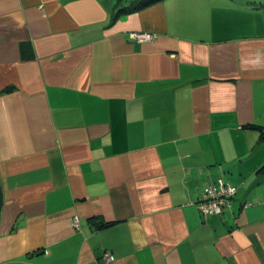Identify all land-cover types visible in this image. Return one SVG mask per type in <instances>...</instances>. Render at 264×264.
<instances>
[{
  "label": "crops",
  "instance_id": "obj_1",
  "mask_svg": "<svg viewBox=\"0 0 264 264\" xmlns=\"http://www.w3.org/2000/svg\"><path fill=\"white\" fill-rule=\"evenodd\" d=\"M113 3L0 0V264H264V0Z\"/></svg>",
  "mask_w": 264,
  "mask_h": 264
},
{
  "label": "built area",
  "instance_id": "obj_2",
  "mask_svg": "<svg viewBox=\"0 0 264 264\" xmlns=\"http://www.w3.org/2000/svg\"><path fill=\"white\" fill-rule=\"evenodd\" d=\"M128 36L130 40L138 43L152 41L155 38V34L148 31H131ZM236 192L237 187L230 181L218 178L216 181L208 182L202 188L199 198L195 201V205L203 219L206 220L209 216L219 214L224 208L229 207ZM71 223L74 228H78V216H73ZM102 259L105 263H109L114 259V255L110 251L104 250Z\"/></svg>",
  "mask_w": 264,
  "mask_h": 264
},
{
  "label": "trees",
  "instance_id": "obj_3",
  "mask_svg": "<svg viewBox=\"0 0 264 264\" xmlns=\"http://www.w3.org/2000/svg\"><path fill=\"white\" fill-rule=\"evenodd\" d=\"M155 1L158 0H114L113 3L114 11L111 17V23L114 22L116 19H118L121 15L143 8ZM10 89L11 88H7L6 91ZM1 205H2V188L0 184V211H1Z\"/></svg>",
  "mask_w": 264,
  "mask_h": 264
}]
</instances>
